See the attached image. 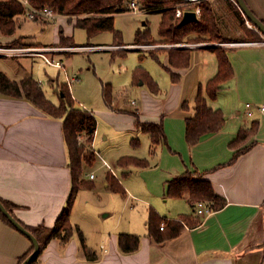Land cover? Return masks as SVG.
Instances as JSON below:
<instances>
[{
	"label": "crops",
	"instance_id": "crops-1",
	"mask_svg": "<svg viewBox=\"0 0 264 264\" xmlns=\"http://www.w3.org/2000/svg\"><path fill=\"white\" fill-rule=\"evenodd\" d=\"M213 1L218 9L217 0ZM246 2L264 21V0ZM58 15L64 14L56 13L53 19L45 16L30 19L20 14L15 17V32L0 33V42L51 45L28 42V35L19 33L18 29L26 19L50 21ZM70 18L75 20L76 25V17ZM241 29L243 35L240 37L225 35L229 43L212 41L173 46L190 49V64L186 67L172 66L170 48H159L157 52L143 51L140 54L142 61L149 56L159 59V65L154 61L146 64L141 61L137 65L148 72L150 79L136 82L133 73L129 87L123 84L119 89H114L112 82H103L105 105L84 106L97 118L93 142L96 151L95 141L102 134L99 119L107 124V128H103L106 134L100 143L105 152H97L96 157L102 158L99 157L108 169L107 174L119 180L125 193L104 189V185L106 188L110 185L107 176L103 181L98 180L97 175L91 179L92 164L84 163V178L92 184L88 188L102 189L105 199L91 200L87 206L82 205L81 196L87 188H80L70 210V220L82 229L87 246L97 258L90 260L86 257L80 237L75 232L67 242L59 238L51 239L33 264L263 263L264 110L261 107L264 106V40L248 39V31ZM61 30L67 38L73 39L65 34L63 28ZM196 35L192 33L190 37ZM155 39L162 38L159 35ZM59 42L60 36L52 44ZM132 43L134 41L121 45ZM112 44L115 45V42ZM222 45L226 47L234 74L223 84L216 98L208 97V102L224 112L225 123L221 130L206 133L197 143L190 145L186 138L187 120L195 115V97L199 88L202 87L208 96L206 83L219 68L215 47ZM127 50H112V57L126 55ZM50 54L66 65L69 54L66 56L65 51ZM1 57L9 61L5 65L0 64V71L11 79L20 81L33 76L38 80L27 66L28 60L38 61L40 57ZM40 59L43 61V58ZM167 67L180 74L179 81L172 80ZM151 80L158 85L157 91L151 88ZM104 85L111 87L109 101L104 95ZM130 90L133 95L125 99ZM133 100L135 103H132ZM249 111L252 113L249 114ZM137 118L162 123L166 140L154 146L150 133L137 127ZM256 120L259 121L257 133L245 144H250L248 148L235 157L236 149L231 142L240 129L249 128ZM122 156L146 159L148 165L122 166L118 163ZM69 162L64 117L52 116L25 97L0 91V197L15 204L13 210L20 220L34 226L55 225L68 205L72 190ZM186 171L193 172L194 178L210 180L226 204L210 213L199 214L197 205L193 206L188 200L189 191L183 196H170L169 182ZM115 204L120 205V210L117 216L111 218L115 213ZM96 208L99 209L98 215L87 219L86 211L92 209L95 213ZM151 209L165 220L190 215L200 221L197 225L185 222L178 236L158 242L150 235L146 224L149 223ZM121 233L140 235L138 249L124 252L119 244ZM31 246L32 241L5 221L0 213V264H18L20 257Z\"/></svg>",
	"mask_w": 264,
	"mask_h": 264
},
{
	"label": "trees",
	"instance_id": "trees-1",
	"mask_svg": "<svg viewBox=\"0 0 264 264\" xmlns=\"http://www.w3.org/2000/svg\"><path fill=\"white\" fill-rule=\"evenodd\" d=\"M151 6L154 11L163 13L160 23L159 34L162 40L171 41L173 43L185 40L191 33H196L198 39L209 37L212 40L229 41L224 35L222 27L219 23V9L213 0H206L200 4L201 15L197 20L185 24H181L182 17L176 16V5L181 0H144ZM34 7H50L58 14H64L70 17H76V25L85 28L89 36H93L101 31L111 30L115 33V44H124L121 33L115 28V12L120 9L118 5L123 0H30ZM231 7L236 15L240 18L241 27L248 31L247 38L251 40H261V34L256 28H249L245 24V17L239 6L234 0H229ZM196 5H193L195 8ZM162 9V10H161ZM26 7L21 0H0V30L4 34H13L16 30L15 17L20 14H25ZM263 21V20H262ZM63 30H60L59 44L65 45L68 40ZM153 36L150 29L145 26L143 29H138L135 35L133 44H142L152 42ZM219 68L217 73L208 80L203 92L200 87L195 97V115L187 120L186 138L190 145L197 143L201 136L219 131L225 123V114L220 108H213L208 97L216 98L223 84L229 80L234 69L228 58L226 47H215ZM170 64L174 67H186L190 64V49L188 47H173L168 50ZM169 70L172 80L179 81L180 74L175 72L170 67ZM140 79H150L148 72L142 67L137 66L134 69V81ZM51 80H56L52 77ZM61 86L59 92V103L52 101L45 93L39 80L33 76H27L20 81L13 80L3 71H0V91L15 97H25L32 101L35 105L42 108L49 114L55 117H64V136L68 144L70 156V168L72 170V190L69 196L68 205L58 217L54 226L50 227L45 224L29 225L20 220L14 213V203L3 199L8 210L27 228L40 242V253L47 246L48 242L53 238H59L63 242H67L71 236L78 233L82 247L86 257L90 260L97 258V255L86 244L85 236L82 229L78 225H74L70 220V210L77 195V192L82 187L92 186L84 178L83 164L91 163L95 160L94 154L84 153L85 144L81 143L78 135L85 132L88 135L89 142H94V134L97 129V118L95 114L86 108L75 105V100L65 83ZM151 88L158 90V85L150 81ZM111 92L110 85H104V95L106 100L109 99ZM187 106V104L185 105ZM137 127L143 131L150 133L152 142L155 145L163 140H166V134L162 123L136 120ZM259 127V121H254L249 128L239 130L237 137L231 142V146L236 149L235 157L245 151L248 146L245 145L256 133ZM252 144V143H251ZM155 148H153V151ZM95 152V151H94ZM96 154V153H95ZM118 163L122 166L135 164L138 166H147L148 160L137 158L134 156H122ZM194 173L186 171L181 175L176 176L169 182L168 194L170 196H183L186 191H189L188 200L194 206L203 201L212 209L222 208L226 204V200L221 197L213 188L212 183L208 179L194 178ZM109 188L115 192L125 193V189L119 180L111 174H107ZM0 213L5 221L15 227L9 218L0 210ZM165 220L160 214L151 209L149 218V233L158 242L165 241L178 236L183 230L186 223L197 225L200 219H193L190 215H182L180 219L165 220L166 225L163 229L160 228L162 221ZM16 228V227H15ZM17 229V228H16ZM119 244L124 252H132L138 249L140 245V235L132 233H121L119 236ZM34 250V245L20 257L18 264ZM39 255L34 258L31 264L35 263Z\"/></svg>",
	"mask_w": 264,
	"mask_h": 264
},
{
	"label": "rangeland",
	"instance_id": "rangeland-1",
	"mask_svg": "<svg viewBox=\"0 0 264 264\" xmlns=\"http://www.w3.org/2000/svg\"><path fill=\"white\" fill-rule=\"evenodd\" d=\"M133 0H123L121 4L118 5L120 9L118 12H115V28L118 30L121 35L123 42H132L135 39V35L138 29H143L147 26L150 29V32L153 36V41L149 43L142 44H112L115 42V33L111 30L101 31L93 36H89L86 29L80 26L75 25V20L71 19L69 16L58 15L55 20L50 21H34L26 19L22 26L18 29L19 33L27 34L28 42H41L44 44H51L48 46L57 47L58 50L47 51V54L52 57L50 53L55 52H63L65 51V55L69 54L66 60L65 69L59 68L57 66L54 67L47 64L39 62H43L40 58H43L42 55L37 51L31 52H23L24 54L19 57H40L38 61L28 60L30 70H32L34 76L41 81V86L44 91L47 93V96L52 100L59 103V92L61 90V86L65 83L69 90L71 88V92L74 95L75 105L80 106L82 108H87L84 105L87 104L89 106H99L105 105L103 98V82H112L114 89H119L118 87L123 84H128L129 87L131 77L134 73V69L137 67L140 59V54L143 51H151L157 52L159 48H173L171 46L174 44L171 41L155 39L159 37V28L160 23L163 17V13L158 11H154L151 6H149L146 1L139 0V9L136 11H130L129 3ZM207 2L206 0H202L199 5L203 2ZM217 7L219 9V23L222 27V31L224 35L229 37H240L243 35V30L241 29L240 18L236 15L234 9L231 7L230 3L227 0H217ZM141 8V9H140ZM192 9L193 4L185 3L181 0L180 3L176 5V16L177 9ZM201 8V7H200ZM162 10V9H161ZM201 15V14H200ZM178 17V16H177ZM199 17V16H198ZM245 17V16H244ZM245 24L247 27V19L245 18ZM61 28L64 29L65 34H69L73 37V39H69L68 43L65 45L61 44H52L59 38V33ZM250 28V27H249ZM259 31V30H257ZM1 34H4L1 32ZM261 34V39L264 40L263 34ZM192 34V33H191ZM215 42L217 44L220 43H229V41H221V40H212L211 38L203 37L198 39V36L191 38L190 35L177 43H195V42ZM176 43V42H175ZM83 44V45H78ZM95 44V45H93ZM102 44V45H101ZM0 45L6 46H18V47H43L47 45H28V44H12V43H1ZM110 46L108 48H101L100 46ZM130 45L139 46V50L129 47ZM165 45V46H164ZM128 46V47H127ZM223 46V45H222ZM120 51L127 50L126 55L118 54L116 57H112V50ZM36 53V54H35ZM71 53V54H70ZM18 57V56H16ZM148 59H143L142 63L146 64L149 61H154L159 65V59L149 56ZM9 59L3 58L0 56V64H6ZM162 67V66H160ZM159 69V68H157ZM157 72V71H156ZM55 77L57 80H52L51 78ZM72 77H76L74 81H71L68 84V80ZM57 81V82H56ZM70 86V87H69ZM133 95V91L130 90L125 99L130 98ZM125 102V101H123ZM122 102V103H123ZM98 115L99 113L96 112ZM102 122L101 132L102 134L99 136L98 141H95V146L97 152L104 153L105 151L102 149L100 143L106 133L105 128H107V124L104 121L99 119ZM104 128V129H103ZM78 139L81 143L85 144L84 153L87 154H95L93 143L89 142L88 135L85 132H81L78 135ZM98 155V154H97ZM100 157V156H99ZM98 156L95 161H92L89 164L90 169H92L93 173L98 176V180L103 181L107 176V168L102 165V158L100 159ZM85 163V162H84ZM112 164V163H111ZM114 166V165H113ZM120 176H122L120 172ZM91 187V186H89ZM84 189V192L81 196V201L84 203L82 205L88 204L91 200L100 201V199H105L102 189L99 191L93 190V188ZM104 189L106 188L104 185ZM109 195L113 194L111 192ZM115 195V194H113ZM120 197V196H118ZM115 213L111 218H114L118 215L120 210V205H114ZM85 214L87 219H93L92 216L98 215L99 209H95V213H93L92 209L90 212L86 211ZM86 221V219H84ZM148 224V223H146ZM145 226V224H144Z\"/></svg>",
	"mask_w": 264,
	"mask_h": 264
},
{
	"label": "built area",
	"instance_id": "built-area-1",
	"mask_svg": "<svg viewBox=\"0 0 264 264\" xmlns=\"http://www.w3.org/2000/svg\"><path fill=\"white\" fill-rule=\"evenodd\" d=\"M21 1L23 2L24 6L26 7L25 15L30 19H35L38 16H45V17H49V18L53 19L56 16V12L50 7L37 8L31 4L30 0H21ZM183 1L185 3H188V4L196 5V7L193 8L192 10H195L197 15L200 16L201 8H200L199 3L202 0H183ZM138 2H139V0L131 1L129 3V8H130L129 10L130 11L138 10L139 9ZM185 10H187V9L178 8L177 9V16L182 17ZM247 24L250 28H255V26L249 20H247ZM238 43L239 42H231V44H238ZM185 45H186V43H174V44H172V46H185ZM100 47L101 48H108L110 46L106 45V46H100ZM129 47L134 48V49L139 48V46H137V45H130ZM53 50H58V49H57V47H52V46H48V45L43 46V47H35V46L18 47V46L0 45V56L16 57V56H20V55L24 54L23 52L37 51L40 53L39 55H42V57L46 63H48L50 65L57 66V67L62 68V69H65V64L61 60L54 59L50 55L47 54V51H53ZM75 79H76V77H72L70 80L67 81L68 84H70L71 81H74ZM39 82L41 83L40 80H39ZM132 103H135V100H133ZM261 109L264 110V106H262ZM251 113L252 112L249 111V114H251ZM95 153L98 154L96 150H95ZM89 177L91 179H93L95 177V174L90 173ZM211 211H213V209L207 203L201 201L197 204V212L199 214L210 213ZM165 225H166V222H165V220H163L160 228L163 229L165 227Z\"/></svg>",
	"mask_w": 264,
	"mask_h": 264
},
{
	"label": "water",
	"instance_id": "water-1",
	"mask_svg": "<svg viewBox=\"0 0 264 264\" xmlns=\"http://www.w3.org/2000/svg\"><path fill=\"white\" fill-rule=\"evenodd\" d=\"M235 3L239 6L241 11L243 12L245 18L249 20L256 29H258L263 35H264V21L260 19L249 7L246 0H234ZM198 19V15L195 10L187 9L185 10L182 19L181 24H185L191 21H195ZM0 210L9 218V220L12 222V224L20 230L22 233H24L33 243L34 250L22 261L21 264H31L34 258H36L41 250L40 242L35 237V235L27 229L5 206L3 201L0 199ZM264 264V261L263 263Z\"/></svg>",
	"mask_w": 264,
	"mask_h": 264
}]
</instances>
